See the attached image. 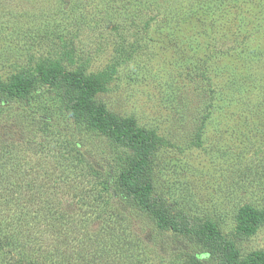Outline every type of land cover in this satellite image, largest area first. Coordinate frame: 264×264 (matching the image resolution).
Returning <instances> with one entry per match:
<instances>
[{"label":"rangeland","instance_id":"374dc122","mask_svg":"<svg viewBox=\"0 0 264 264\" xmlns=\"http://www.w3.org/2000/svg\"><path fill=\"white\" fill-rule=\"evenodd\" d=\"M47 63L98 77L95 101L153 133L155 197L212 219L240 258L264 249V224L248 236L236 232L243 205L264 208V0H0V81ZM36 85L28 103L0 105V140L9 145L0 148L1 196L31 187L36 167L52 168L66 182L74 178V189H91L90 199L98 191L107 198L79 213L69 194L60 208L82 217L91 238L111 226L125 241L120 264H181L171 259L178 249L217 264L182 235L156 240L118 182L133 151L69 119L60 90ZM37 116L49 117L48 129L34 135ZM76 142L83 155L75 164ZM90 164L112 166L110 190ZM81 240L88 261L105 264L99 246Z\"/></svg>","mask_w":264,"mask_h":264},{"label":"trees","instance_id":"16d2710c","mask_svg":"<svg viewBox=\"0 0 264 264\" xmlns=\"http://www.w3.org/2000/svg\"><path fill=\"white\" fill-rule=\"evenodd\" d=\"M37 83L60 90L63 110L69 119L85 124L97 134L133 151L135 158L127 168L119 171L118 182L130 205L148 216L153 223L156 240L158 236L165 234L182 235L205 246L217 264H264V249L253 250L240 258L234 241L225 238L212 219H197L172 209L161 198L153 195L152 155L155 137L152 132L139 126L133 117H120L108 111L103 103L95 101L94 95L103 89V83L98 77L65 70L57 63L41 64L34 72L22 69L7 83L0 81V105L14 100L28 103L31 91L40 88ZM33 118L34 135L47 131L49 117ZM4 142L6 141H1L0 148L6 151L9 145ZM75 145V152L69 162L76 164L83 154L77 148L79 143L76 142ZM56 159L61 160L58 157ZM67 159L65 158V163ZM90 168L100 176L101 189L104 192L110 190L112 166L104 172L94 165ZM68 179L66 182L63 174L57 175L52 168L46 171L45 167H36L35 180L32 183L26 182L31 187H24V191L21 189L20 195L15 192L6 196L0 195V259L4 263L94 264L93 259L88 261L90 251L81 240L85 238L87 242L93 240L94 243H90L92 246H99L101 253L97 255L103 263L120 264V259L125 256V241L122 242L118 235H112L111 226L101 229L95 238H91L89 232L84 230L82 217L61 209L63 202L60 198L69 194L78 202L79 213L86 206H95L96 201L108 202L107 198L103 199L98 191L97 196L90 199L91 194L84 193L87 189L83 192L82 189H74L72 182L75 179ZM90 191L91 189L88 193ZM263 224L264 208L258 210L250 205H243L239 209L236 227L238 235H251ZM197 254L178 249L171 259L174 263L175 259H182L181 264H199Z\"/></svg>","mask_w":264,"mask_h":264}]
</instances>
